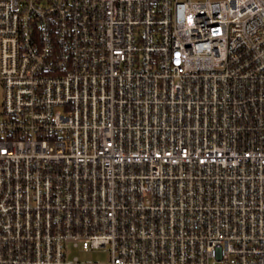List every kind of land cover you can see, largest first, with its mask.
<instances>
[{"label": "built area", "instance_id": "1", "mask_svg": "<svg viewBox=\"0 0 264 264\" xmlns=\"http://www.w3.org/2000/svg\"><path fill=\"white\" fill-rule=\"evenodd\" d=\"M0 264H264V0H0Z\"/></svg>", "mask_w": 264, "mask_h": 264}, {"label": "rangeland", "instance_id": "2", "mask_svg": "<svg viewBox=\"0 0 264 264\" xmlns=\"http://www.w3.org/2000/svg\"><path fill=\"white\" fill-rule=\"evenodd\" d=\"M71 256L78 255L84 261H105L108 258V252L104 250H83L82 248H73L70 251Z\"/></svg>", "mask_w": 264, "mask_h": 264}]
</instances>
